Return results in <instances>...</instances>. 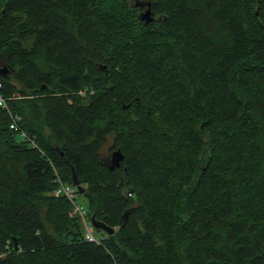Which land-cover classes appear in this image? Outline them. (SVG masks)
Segmentation results:
<instances>
[{"label": "trees", "instance_id": "trees-1", "mask_svg": "<svg viewBox=\"0 0 264 264\" xmlns=\"http://www.w3.org/2000/svg\"><path fill=\"white\" fill-rule=\"evenodd\" d=\"M0 67V264H264V0H0Z\"/></svg>", "mask_w": 264, "mask_h": 264}, {"label": "built area", "instance_id": "built-area-1", "mask_svg": "<svg viewBox=\"0 0 264 264\" xmlns=\"http://www.w3.org/2000/svg\"><path fill=\"white\" fill-rule=\"evenodd\" d=\"M1 86H2V83L0 82V88ZM0 106H2L3 108H7L5 98L1 95V93H0ZM10 115H11L10 127L13 130H18L19 129L18 123L21 120L20 116L13 115V114H10ZM20 135L23 138L30 140V138H28L27 134L24 131H20ZM30 141L32 142L31 143L32 145H35L33 140H30ZM55 181H56V187L54 189L55 194L64 196L69 201H71L73 205L71 214H77L82 218L83 225H84V235H85L86 240L89 242L100 243V241L102 240V236L97 237L94 234V228L91 225L90 219L88 220L85 218L84 206L79 202L76 186L73 184L65 183L59 177H57Z\"/></svg>", "mask_w": 264, "mask_h": 264}, {"label": "water", "instance_id": "water-1", "mask_svg": "<svg viewBox=\"0 0 264 264\" xmlns=\"http://www.w3.org/2000/svg\"><path fill=\"white\" fill-rule=\"evenodd\" d=\"M141 18L145 21V23H148L153 20L152 11L149 6L141 13ZM0 73L1 74L5 73V69L3 67H0ZM123 158H124V155L121 152V150L119 148L115 149L111 153L109 167L113 169L114 167L119 166ZM72 184L75 185L80 192H82L83 189L81 188V185L79 184L75 173H73ZM90 222H91L92 227L95 229L103 230L107 234H112L114 232L113 228L107 226L101 221L96 220L93 217L90 218Z\"/></svg>", "mask_w": 264, "mask_h": 264}, {"label": "rangeland", "instance_id": "rangeland-1", "mask_svg": "<svg viewBox=\"0 0 264 264\" xmlns=\"http://www.w3.org/2000/svg\"><path fill=\"white\" fill-rule=\"evenodd\" d=\"M79 202H80L83 206L85 205V202H84V200L82 199V197H79ZM94 234H95L97 237L101 236V232H99L98 229H95V228H94Z\"/></svg>", "mask_w": 264, "mask_h": 264}]
</instances>
